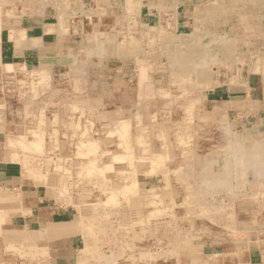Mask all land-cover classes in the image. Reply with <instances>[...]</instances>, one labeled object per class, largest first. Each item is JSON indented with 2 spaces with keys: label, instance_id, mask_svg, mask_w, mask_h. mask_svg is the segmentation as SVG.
I'll use <instances>...</instances> for the list:
<instances>
[{
  "label": "rangeland",
  "instance_id": "374dc122",
  "mask_svg": "<svg viewBox=\"0 0 264 264\" xmlns=\"http://www.w3.org/2000/svg\"><path fill=\"white\" fill-rule=\"evenodd\" d=\"M28 1L0 0V8L12 14L37 12L40 6ZM196 5L200 8L193 27L198 32L193 37L166 39L162 47L152 37L131 50L121 49L126 47L120 48L109 38H104V47L96 45L90 37L76 43L58 67L12 74L0 71V168L22 170V182L41 188L42 193L47 190L51 203L73 210L83 230L75 241L80 247L77 264H190L197 256L203 263L205 255L225 249L239 236L248 243L254 237L264 238V100L261 95L251 98L261 100V109L248 114L252 107L246 96L241 98L242 108L250 106L243 116L224 103L214 110L216 104L206 100L214 91L233 88L228 78L239 72L244 82L263 90L264 70L255 69L254 63L258 59L264 66V0H204ZM139 22L135 14L121 30H138ZM169 22L168 15L157 26L171 27ZM196 45L198 49L193 48ZM198 108L202 111L194 113ZM163 134L165 139L158 137ZM21 139L30 148L12 144ZM40 140L42 151L34 150L33 142ZM93 141L97 142L95 154H86ZM153 161L160 162V169L151 176ZM97 168L105 174L96 175ZM216 175L222 177L216 179ZM141 182L160 188L146 191ZM125 187L137 191L122 194ZM138 198L141 204L137 205ZM4 207L0 200V209ZM21 237L19 243H29V238L21 242ZM30 246L22 247L29 251ZM20 251L30 258L31 253ZM44 254L45 250H38L39 256Z\"/></svg>",
  "mask_w": 264,
  "mask_h": 264
},
{
  "label": "crops",
  "instance_id": "0c3cea01",
  "mask_svg": "<svg viewBox=\"0 0 264 264\" xmlns=\"http://www.w3.org/2000/svg\"><path fill=\"white\" fill-rule=\"evenodd\" d=\"M197 1L199 0H29L30 5L37 3L40 6L33 15L26 11L12 14L10 10L6 12L0 8V71L12 74L22 70L58 67L60 62H66L68 53L76 43H85L90 37L91 40L95 38L94 44L103 47L104 38L112 39L111 43L120 48L125 46L126 48H121L125 50H131L140 43L146 44L150 38L155 37L160 47L166 39L191 37L197 31L193 27L195 11L200 8L196 5ZM209 1L213 0H207ZM135 14L142 25L140 29L121 30L125 21L133 20ZM168 15V24L172 26L161 29L157 25L161 20H166ZM153 27L156 29L149 30ZM261 79L264 80L263 76ZM230 86L233 88H224L222 92L214 91L213 96L210 94L206 97L207 102L218 105L213 107L214 110L224 103L227 104V109L239 111V114H244L250 106L252 110L249 109V113H258L261 100L251 98L261 95L264 100V87L263 90H257L244 80ZM244 96L250 105L248 108H242L245 102L241 98ZM198 111L202 109L198 108L194 113L199 114ZM0 169V200L6 206L0 209L5 218L0 228V264H77L80 247L78 244L75 246V241L83 230L76 224L73 210L51 203L47 190L42 193L41 188L33 187L25 180L22 182V174L15 168ZM141 183L146 191L160 188L159 184L155 186L150 182L148 185ZM11 199L12 202L9 203ZM12 235L17 236L12 238ZM19 235L22 240L29 238V243H19ZM29 244V251L22 247ZM10 246H15V249ZM17 247L25 253H31L30 258H24ZM38 250L39 253L45 250V254L39 256ZM205 259L207 261L203 260L202 263L197 256L191 259L190 264H264V238L254 237L248 243L239 236L225 249L205 255Z\"/></svg>",
  "mask_w": 264,
  "mask_h": 264
},
{
  "label": "bare ground",
  "instance_id": "6f19581e",
  "mask_svg": "<svg viewBox=\"0 0 264 264\" xmlns=\"http://www.w3.org/2000/svg\"><path fill=\"white\" fill-rule=\"evenodd\" d=\"M34 1V0H33ZM134 1V0H133ZM200 1V0H199ZM207 1V0H206ZM43 2V1H42ZM45 2V1H44ZM144 2V1H143ZM204 2V1H203ZM39 3V2H38ZM80 3H81V1H80ZM230 3V2H229ZM241 2H239V4H240ZM262 3V2H261ZM14 4V3H13ZM35 4V3H34ZM207 4V3H206ZM237 4V3H236ZM26 5V4H25ZM141 5V4H140ZM18 6V5H17ZM80 6V5H79ZM204 6V5H203ZM208 6H209V4H208ZM27 7V6H26ZM149 7V6H148ZM236 7H237V5H236ZM79 8H81L82 9V7H79ZM109 8V7H108ZM127 8V7H126ZM235 8V7H234ZM17 9V8H16ZM41 9H43V8H41ZM139 9V8H138ZM35 10V9H34ZM210 10H211V8H210ZM239 10V9H238ZM42 11V10H41ZM26 13V12H25ZM68 14H70L69 12H67ZM260 13V12H259ZM258 13V14H259ZM250 14V13H249ZM248 14V15H249ZM30 15V14H29ZM33 15V14H32ZM42 15V14H41ZM257 15V14H256ZM90 16V15H89ZM219 17V16H218ZM207 21H208V19H206ZM205 20V21H206ZM204 21V20H203ZM228 22V21H227ZM246 22V21H245ZM262 22V21H261ZM176 23V22H175ZM206 23V22H205ZM144 24V23H143ZM159 24V23H158ZM241 24V23H240ZM139 25H140V23H139ZM226 25H227V23H226ZM150 26V25H149ZM91 28V27H90ZM146 28V27H145ZM140 29V28H139ZM148 29V28H147ZM263 29V28H262ZM93 30V29H92ZM100 30V29H99ZM245 30V29H244ZM96 31V30H95ZM94 31V32H95ZM208 31H210V30H208ZM229 31V30H228ZM231 31V30H230ZM143 32V31H142ZM165 32V31H164ZM198 32V31H197ZM225 32V31H224ZM241 32H242V30H241ZM30 33V32H29ZM35 33V32H34ZM100 33V32H99ZM103 33V32H102ZM111 33V32H110ZM208 33V32H207ZM225 33H227V32H225ZM35 35V34H34ZM141 35V34H140ZM209 35V34H208ZM101 36V35H100ZM180 36V35H179ZM184 36H185V34H184ZM189 36V35H188ZM206 36V35H205ZM205 36H203V37H205ZM32 37V36H31ZM144 37V36H143ZM193 37V36H192ZM217 37V36H216ZM218 37H221V36H218ZM234 37V36H233ZM236 37V36H235ZM245 37V36H244ZM207 38V37H206ZM223 38H224V36H223ZM97 39V38H96ZM139 40V39H138ZM156 40V39H155ZM187 40V39H186ZM222 40V39H221ZM182 41V40H181ZM200 42H201V40H199ZM262 41V40H261ZM22 42V41H21ZM134 42V41H133ZM137 42V41H136ZM11 43V42H10ZM129 43V42H128ZM151 43V42H150ZM225 43V42H224ZM242 43V42H241ZM191 44V43H190ZM202 44V43H201ZM204 44V43H203ZM172 45V44H171ZM264 45V44H263ZM92 46V45H91ZM156 46V45H155ZM209 46V45H208ZM214 46V45H213ZM220 46V45H219ZM251 46V45H250ZM7 47V46H6ZM92 48V47H91ZM165 48V47H164ZM189 48H192V47H189ZM193 48H197L198 49V45H196V46H194ZM221 48V47H220ZM224 48V47H223ZM196 49V50H197ZM200 49V48H199ZM202 49V48H201ZM230 49V48H229ZM206 50V49H205ZM210 50V49H209ZM253 50V49H252ZM180 51V50H179ZM178 51V52H179ZM241 51V50H240ZM166 52V51H165ZM251 52V51H250ZM40 53V52H39ZM220 53V52H219ZM247 53V52H246ZM211 54H213V53H211ZM248 54V53H247ZM84 55V54H83ZM194 55V54H193ZM198 55V54H197ZM207 55V54H206ZM233 55V54H232ZM236 55V54H235ZM239 55V54H238ZM258 55V54H257ZM231 56V55H230ZM243 56H244V54H243ZM172 57V56H171ZM261 57V56H260ZM80 58V57H79ZM82 58V57H81ZM174 58V57H173ZM180 58V57H179ZM239 58V57H238ZM242 58V57H241ZM76 59H78V58H76ZM194 59V58H193ZM203 59V58H202ZM212 59V58H211ZM220 59V58H219ZM249 59V58H248ZM257 59V58H256ZM188 60V59H187ZM191 60V59H190ZM261 60H263L264 61V58H261ZM88 61V60H87ZM209 61V60H208ZM211 61V60H210ZM213 61V60H212ZM85 62V61H84ZM176 62V61H175ZM206 62V61H205ZM213 62H215V59H214V61ZM212 62V63H213ZM245 62V61H244ZM23 63V62H22ZM82 63V62H81ZM173 63H174V61H173ZM211 63V64H212ZM2 64V63H1ZM77 64V63H76ZM85 64V63H84ZM171 64V63H170ZM190 64H192V63H190ZM190 64H189V67H191L190 66ZM237 64V63H236ZM254 64H256L257 66L255 67V69H257V68H261V69H263L264 70V66H262V64H260V62L258 63V59L257 60H255V63ZM73 66H74V63L72 64ZM187 65H188V63H187ZM209 65V64H208ZM245 65V64H244ZM249 65V64H248ZM80 66V65H79ZM85 66H87V64L85 65ZM90 66H91V63H90ZM174 66V65H173ZM181 66V65H180ZM234 66H236V65H234ZM39 67V66H38ZM83 67V66H82ZM92 67V66H91ZM189 67H188V71H189ZM202 67V66H201ZM68 68V67H67ZM73 68V67H72ZM92 69V68H91ZM163 69V68H162ZM184 69V68H183ZM206 69V68H205ZM86 70V69H85ZM84 70V71H85ZM168 70V69H167ZM202 70V69H201ZM248 70V69H247ZM72 71H75V70H72ZM79 71V70H78ZM84 71L81 73V71H80V73L82 74V75H86V74H83L84 73ZM205 71V70H204ZM181 72H182V70H181ZM59 73V72H58ZM74 73H76V71L74 72ZM160 73V72H159ZM187 73V72H186ZM193 72H191V74H192ZM71 74V73H70ZM77 74V73H76ZM191 74H190V76H191ZM249 74V73H248ZM248 74H247V76H248ZM72 75V74H71ZM261 75V74H260ZM51 76V75H50ZM61 76V75H60ZM181 76V75H180ZM189 76V77H190ZM206 76V75H205ZM237 76V77H236ZM236 76H231V77H229L228 79H230L231 80V82L232 83H234V84H236V83H238L239 81H241L242 80V73L240 74V72L239 73H237V75ZM262 76H264L263 74H262ZM76 77H77V75H76ZM176 77V76H175ZM192 77V76H191ZM192 78H194L195 79V77H192ZM206 78L208 79V76H206ZM205 78V79H206ZM72 79V78H71ZM74 79V78H73ZM78 79V78H77ZM80 79V78H79ZM83 79H85V76H84V78ZM83 81V80H82ZM208 81V80H207ZM224 81V80H223ZM222 81V82H223ZM225 82V81H224ZM221 83V82H220ZM83 85H81V87H82ZM78 88V87H77ZM86 88H87V86H86ZM77 90V89H76ZM84 91H85V89H84ZM158 100H160V99H158ZM193 102V101H192ZM172 105V104H171ZM165 107H166V105H165ZM164 107V108H165ZM180 107V106H179ZM163 108V107H162ZM182 109H183V107H182ZM261 109V108H260ZM132 111V110H131ZM245 111V110H244ZM165 112V111H164ZM182 112H183V110H182ZM241 112V111H240ZM89 113V112H88ZM128 113V112H127ZM177 113V112H176ZM175 113V114H176ZM221 113H223V112H221ZM245 113V112H244ZM45 114V113H44ZM77 114V113H76ZM136 114V113H135ZM248 114H249V112H248ZM133 115V114H132ZM223 115V114H222ZM242 115V114H241ZM43 116V115H42ZM179 116V115H178ZM181 116V115H180ZM243 116V115H242ZM251 116H253V115H251ZM124 117H126V116H124ZM134 117V116H133ZM173 117V116H172ZM177 117V116H176ZM175 117V118H176ZM183 117V116H182ZM213 117V116H212ZM238 118V117H237ZM253 118V117H252ZM126 119H128V118H126ZM135 119H137L136 117H135ZM139 119V118H138ZM137 119V120H138ZM244 119H245V117H244ZM125 120V119H124ZM119 121V120H118ZM134 121V120H133ZM206 122V121H205ZM247 122V121H246ZM46 123V122H45ZM85 123V122H84ZM212 123V122H211ZM215 123V122H214ZM222 123V122H221ZM144 124V123H143ZM178 124V123H177ZM194 124V123H193ZM213 124V123H212ZM223 124V123H222ZM228 124V123H227ZM254 124H257V122L255 123L254 122ZM140 125V124H139ZM208 125V124H207ZM215 125H216V123H215ZM33 126V125H32ZM77 126V125H76ZM79 126V125H78ZM77 126V127H78ZM141 126H142V124H141ZM145 126V125H144ZM219 126V125H218ZM228 127H229V125H227ZM232 126V125H231ZM242 126V125H241ZM255 126V125H254ZM45 127V126H44ZM43 127V128H44ZM64 127V126H63ZM147 127V126H146ZM162 127V126H161ZM161 127H159L160 128V130H161ZM194 127V126H193ZM216 127V126H215ZM233 127V126H232ZM231 127V128H232ZM189 128V127H188ZM221 128H222V126H221ZM125 129V128H124ZM179 129V128H178ZM182 129V128H181ZM219 129V128H218ZM44 130H45V128H44ZM145 130H146V128H145ZM149 130V129H148ZM164 130V129H163ZM85 131V130H84ZM178 131V130H177ZM226 130L224 129V132H225ZM229 131V130H228ZM77 132V131H76ZM143 131H141V132H139V133H142ZM146 132V131H145ZM88 133V132H87ZM230 133V132H229ZM231 133H233V132H231ZM148 134H149V132H148ZM156 135V134H155ZM248 135V134H247ZM20 136V135H19ZM74 136V135H73ZM172 136V135H171ZM156 137V136H155ZM155 137H154V139H155ZM158 137L159 138H164V137H166L165 136V134H163V135H158ZM177 137V136H176ZM179 137V136H178ZM181 137H183V136H181ZM193 137V136H192ZM241 137V136H240ZM257 137V136H256ZM261 137V136H260ZM10 138H11V136H10ZM236 138V137H235ZM237 138H239V137H237ZM262 138V137H261ZM76 139V138H75ZM158 139V138H157ZM165 139V138H164ZM175 139V138H174ZM240 139V138H239ZM252 139V138H251ZM138 140V139H137ZM141 140H142V138H141ZM182 140V139H181ZM193 140V139H192ZM241 140V139H240ZM249 140V139H248ZM260 140H263V139H260ZM85 141V140H84ZM120 141H121V139H120ZM155 141V140H154ZM157 141H159V140H157ZM166 141V140H165ZM169 141V140H168ZM9 142H11V141H9ZM83 142V141H82ZM94 142V141H93ZM117 142V141H116ZM161 142V141H160ZM190 142V141H189ZM253 142H256V141H253ZM85 143H86V141H85ZM97 143V142H96ZM96 143L94 142V143H88L89 145L87 146L86 144H85V146H87L88 148H86L84 151H86L87 153L86 154H89V153H91V152H93L94 151V154H95V149L97 150V145H96ZM129 143H131V142H129ZM180 143V142H179ZM183 143H184V141H183ZM7 144V143H6ZM12 144H14V145H16L17 147H21V148H23V149H28V148H30V143L29 142H27V141H25V139H21V140H18L17 141V143H12ZM45 144V143H44ZM137 144V143H136ZM155 144V143H154ZM177 143H175V145H176ZM246 144V143H245ZM244 144V145H245ZM249 144V143H248ZM252 144V143H251ZM251 144H249V145H251ZM262 144V143H261ZM3 145V144H2ZM189 145H190V143H189ZM35 146V147H34ZM132 146V145H131ZM139 146V145H138ZM166 146V145H165ZM247 146V145H246ZM262 146H263V144H262ZM261 146V147H262ZM16 147V148H17ZM33 147H34V150H37V151H40L43 147H42V142H41V140L40 141H37L35 144H34V142H33ZM161 147V146H160ZM162 147H163V145H162ZM5 148V147H4ZM115 148H117V147H115ZM128 148V147H127ZM165 148H167V147H165ZM175 148H177V147H175ZM188 148V147H187ZM236 148H238V146L236 145ZM240 148V147H239ZM254 148V147H253ZM8 149V148H7ZM9 149H11V148H9ZM119 149H124V148H119ZM161 149V148H160ZM162 149H164V148H162ZM168 149V148H167ZM177 149H180V147L179 148H177ZM258 149H259V146H258ZM261 149V148H260ZM33 150V151H34ZM189 150V149H188ZM7 151V150H6ZM10 151V150H9ZM42 151V150H41ZM116 151H118V150H116ZM152 151V150H151ZM228 151V150H227ZM255 151H257V150H255ZM83 152V151H82ZM109 153L111 152V151H108ZM141 152V151H140ZM214 153H215V151H213ZM251 151H249V153H250ZM259 152V151H258ZM105 153H106V151H105ZM114 153V152H113ZM116 153V152H115ZM132 153V152H131ZM183 153V152H182ZM210 153V152H209ZM208 153V154H209ZM245 153H247V152H245ZM249 153L247 154V155H249ZM252 153H254V151L252 152ZM256 153V152H255ZM260 153V152H259ZM258 153V154H259ZM120 154V153H119ZM135 154V153H134ZM141 154V153H140ZM151 154V153H150ZM154 154V153H153ZM157 154V153H156ZM159 154V153H158ZM161 154V153H160ZM159 154V155H160ZM193 154V153H192ZM213 153H211V155H212ZM236 154V153H235ZM235 154H234V156H235ZM251 154V153H250ZM257 154V153H256ZM34 155V154H33ZM106 155V154H105ZM114 155V154H113ZM163 155V154H162ZM229 155V154H228ZM230 155H232V153L230 154ZM244 154H242V156H243ZM261 155V154H260ZM264 155V154H263ZM262 155V156H263ZM151 156V155H150ZM157 155H155V157H156ZM185 156V155H184ZM202 156V155H201ZM213 156V155H212ZM80 157H82V156H80ZM103 157V156H102ZM108 157V156H107ZM137 157H139V156H137ZM159 157V156H158ZM171 157V156H170ZM179 157V156H178ZM216 157V155L214 154V158ZM228 157V156H227ZM229 157H231V156H229ZM237 157V156H236ZM244 157H246V156H244ZM243 157V158H244ZM256 157V156H255ZM84 158V157H83ZM109 158V157H108ZM145 158H147V156H145ZM206 158V157H205ZM210 159H212L211 157H209ZM233 158V157H232ZM257 158H259V157H257ZM34 159V158H33ZM87 159V158H86ZM134 159V158H133ZM140 159V158H139ZM204 159V158H203ZM207 159V158H206ZM219 159V158H218ZM218 159H216V160H218ZM245 159V158H244ZM81 160V159H80ZM85 160V159H84ZM92 160V159H91ZM145 160V159H144ZM233 160V159H232ZM247 160V159H246ZM47 161V160H46ZM136 161V160H135ZM157 161H158V159H157ZM157 161H153L152 163H153V167H152V169L153 170H151L150 172L148 171V174H150L151 176H153V175H155L156 173H158V171H159V169H160V166H159V163L157 162ZM203 161H205V160H203ZM207 161H208V159H207ZM206 161V162H207ZM216 161H214V163H215ZM260 162V161H259ZM258 162V164H260ZM20 163V162H19ZM106 163V162H105ZM110 163V162H109ZM115 163V162H114ZM117 163V162H116ZM135 163V162H134ZM137 163V162H136ZM167 163V162H166ZM200 163V162H199ZM233 163V162H232ZM235 163V162H234ZM255 163V162H254ZM103 164V163H102ZM145 164V163H144ZM202 164V163H201ZM203 164H205V163H203ZM206 164H208V163H206ZM217 164H218V161H217ZM236 164V163H235ZM235 164H233V165H235ZM244 164H245V162H244ZM250 164H252V163H250ZM263 164V163H262ZM79 165V164H78ZM94 165V164H93ZM138 165V164H137ZM141 165H143V163L141 164ZM150 165V164H149ZM227 165V164H226ZM261 165V164H260ZM81 166H83V165H81ZM84 166H85V164H84ZM107 166V165H106ZM246 166V165H245ZM262 166V165H261ZM261 166H259V167H261ZM49 167V166H48ZM79 167H80V165H79ZM86 167V166H85ZM85 167H83V168H85ZM143 167V166H142ZM141 167V168H142ZM202 167V166H201ZM234 167V166H233ZM257 167V166H256ZM35 168H38V167H35ZM131 168V167H130ZM169 168V167H168ZM42 169V168H41ZM90 169V168H89ZM92 169V168H91ZM134 169V168H133ZM138 169H140V167L138 168ZM249 169V168H248ZM262 169V168H261ZM25 170V169H24ZM70 170V169H69ZM80 170V169H79ZM121 170V169H120ZM124 170H125V168H124ZM135 170V169H134ZM191 170V169H190ZM216 170V169H215ZM57 171V170H56ZM67 171V170H66ZM117 171H119V169L117 170ZM144 171V170H143ZM223 171V170H222ZM226 171V170H225ZM257 171V170H256ZM111 172V171H110ZM127 172V171H126ZM139 172V171H138ZM207 172V171H206ZM61 173V172H60ZM87 173V172H86ZM91 173H93V172H91ZM96 175H99L100 177L101 176H103L104 174H105V170L103 171L102 169H100V168H97L96 169V171L94 172ZM222 173V172H221ZM225 173V172H224ZM229 173V172H228ZM234 173V172H233ZM240 173V172H239ZM21 174H22V176H24V172L21 170ZM26 174V173H25ZM28 174V173H27ZM115 174V173H114ZM133 174V173H132ZM143 174V173H142ZM232 174V173H231ZM61 175V174H60ZM87 175V174H86ZM112 175V174H111ZM120 175V174H119ZM136 175V174H135ZM205 175V174H204ZM240 175V174H239ZM25 176H27V175H25ZM33 176V175H32ZM35 176V175H34ZM37 176V175H36ZM40 176V175H39ZM46 176H47V174H46ZM129 176V175H128ZM211 176V175H210ZM218 175H216L215 176V178L217 177ZM262 176V175H261ZM27 177H29V176H27ZM110 177V176H109ZM214 177V176H213ZM219 177V176H218ZM222 177V176H221ZM221 177H219V178H221ZM225 177V176H224ZM81 178V177H80ZM211 178H212V176H211ZM214 178V179H215ZM252 178V177H251ZM217 179V178H216ZM224 179V178H223ZM44 180V179H43ZM212 180V179H211ZM264 180V179H263ZM71 181V180H70ZM230 181V180H229ZM244 181H246V180H244ZM72 182H73V180H72ZM190 182V181H189ZM246 182H248V181H246ZM252 182V181H251ZM170 183V182H169ZM200 183V182H199ZM213 183H214V181H213ZM212 183V184H213ZM245 183V182H244ZM258 183V182H257ZM70 184V183H69ZM68 184V185H69ZM71 184H74V183H71ZM76 184V183H75ZM208 184H209V181H208ZM216 184V183H215ZM214 184V185H215ZM232 184V183H231ZM234 184V183H233ZM67 185V186H68ZM78 185V184H77ZM86 185V184H85ZM99 185V184H98ZM102 185V184H101ZM174 185V184H173ZM225 185H226V183H225ZM84 186V185H83ZM77 187V186H76ZM94 187V186H93ZM100 187V186H99ZM108 187V186H107ZM201 187V186H200ZM81 188V187H80ZM233 188V187H232ZM74 189V188H73ZM103 189V188H102ZM111 189V188H110ZM138 189V188H137ZM159 189V188H158ZM157 189V190H158ZM213 189H215V188H213ZM226 188H224V190H225ZM17 190V189H16ZM89 190V189H88ZM91 190V189H90ZM134 190L135 191H137L136 189H132L131 187H125L122 191H121V193L123 194V193H125V195H127V194H131V193H133L134 192ZM141 190V189H140ZM151 190H155V189H151ZM175 190V189H174ZM202 190V189H201ZM216 190H218V188L216 189ZM236 190V189H235ZM250 190V189H249ZM116 191H118V190H116ZM115 191V192H116ZM167 191V190H166ZM165 191V192H166ZM211 191L212 190H210V193H211ZM231 191V190H230ZM24 192H25V190H24ZM23 192V193H24ZM48 192H51V191H48ZM93 192V191H92ZM92 192H91V194H92ZM114 192V191H113ZM215 192V191H214ZM213 192V194H215ZM219 192V191H218ZM235 192V191H234ZM237 192V191H236ZM239 192V191H238ZM245 192V191H244ZM249 192V191H248ZM247 192V193H248ZM53 193V192H52ZM175 193H177V192H175ZM220 193V192H219ZM230 193V192H229ZM51 194V193H50ZM98 194V193H97ZM118 194V193H117ZM117 194L116 195H114L113 196V198L115 199V198H117L116 196H117ZM95 195V194H94ZM99 195V194H98ZM180 195V194H179ZM216 195V194H215ZM240 195V194H239ZM241 195H242V193H241ZM22 196H24V195H22ZM123 196V195H122ZM178 196V195H177ZM210 196H212V195H210ZM209 196V197H210ZM112 197V196H111ZM192 198H193V196H191ZM112 198V199H113ZM132 198H133V196H132ZM137 198V197H136ZM213 198L215 199V197L213 196ZM224 198V197H223ZM13 199V198H12ZM95 199H96V197H95ZM180 199V198H179ZM219 199V198H218ZM129 201V200H128ZM133 201V200H132ZM137 205L138 204H141V200L138 198V199H136L135 201H134ZM133 202V203H134ZM213 202V201H212ZM84 203H85V201H84ZM83 203V204H84ZM117 203V202H116ZM127 203V202H126ZM215 203V202H214ZM225 203V202H224ZM121 205V204H120ZM180 205V204H179ZM200 205V204H199ZM219 205V204H218ZM221 205V204H220ZM233 205V204H232ZM88 206V205H87ZM91 206H94V205H91ZM180 206H182V205H180ZM160 207H162V206H160ZM100 208V207H99ZM126 208H128V207H126ZM150 208V207H149ZM198 208V207H197ZM205 208V207H204ZM215 208V207H214ZM220 208V207H219ZM170 209H172V208H170ZM233 209H234V206H233ZM124 211H125V209H123ZM122 210V211H123ZM217 210V209H216ZM83 211H84V208H83ZM121 211V210H120ZM160 212V211H159ZM29 213V212H28ZM100 213V212H99ZM103 213H104V211H103ZM129 213V212H128ZM127 213V214H128ZM41 214V213H40ZM105 214V213H104ZM235 214V213H234ZM246 214V213H245ZM39 215V214H38ZM87 215H89L88 214V212H87ZM103 215V214H102ZM95 216V215H94ZM105 216V215H104ZM128 216V215H127ZM202 216V215H201ZM205 217L207 216V215H204ZM86 217V216H85ZM89 217V216H88ZM87 217V218H88ZM155 217V216H154ZM191 217V216H190ZM200 216H198V218H199ZM4 217H3V215L2 216H0V223L2 222V220L1 219H3ZM94 218H96V216L95 217H93L92 219H94ZM193 218H194V216H193ZM197 218V217H196ZM82 219H83V217H82ZM86 219V218H85ZM145 219V218H144ZM186 219V218H185ZM208 219V218H207ZM215 219V218H214ZM87 220V219H86ZM85 220V221H86ZM90 220H91V218H90ZM122 220V219H121ZM193 220V219H192ZM223 220V219H222ZM256 220V219H255ZM261 220V219H260ZM264 220V219H263ZM80 221H82L81 219H80ZM98 222V221H97ZM122 222V221H121ZM128 222V221H127ZM193 222V221H192ZM229 222V221H228ZM231 222V221H230ZM99 223V222H98ZM155 223V222H154ZM235 223V222H234ZM252 223V222H251ZM92 223H90V225H91ZM150 224V223H149ZM153 224V223H152ZM264 224V223H263ZM89 225V224H88ZM98 225H100V223L98 224ZM104 225V224H103ZM133 225V224H132ZM137 225V224H136ZM139 225V224H138ZM172 225V224H171ZM193 225V224H192ZM254 225V224H253ZM125 226V225H124ZM154 224H153V228H154ZM258 226V225H257ZM120 227V226H119ZM263 227V226H262ZM141 228V227H140ZM77 230V229H76ZM95 230V229H94ZM150 230V229H149ZM172 230V229H171ZM169 231V230H168ZM197 231V230H196ZM263 231V230H262ZM92 232V231H91ZM95 232V231H94ZM198 232V231H197ZM83 233V232H82ZM154 233H155V230H154ZM167 233V232H166ZM259 233H260V231H259ZM262 233V232H261ZM91 234V233H90ZM93 234V233H92ZM151 234H152V232H151ZM168 234V233H167ZM199 234V233H198ZM198 236V235H197ZM83 242V241H82ZM172 243V242H171ZM174 243H176V242H174ZM132 246V245H131ZM141 246V245H140ZM120 247V246H119ZM189 250H193L194 251V249H189ZM187 252V251H186ZM188 253V252H187ZM191 254V253H190ZM136 255V254H135ZM137 256V255H136ZM183 256V255H182ZM135 257V256H134ZM139 258V257H138ZM138 258H137V260H138ZM182 259V258H181ZM114 260H116V259H114ZM134 260H136V258L134 259ZM181 262V261H180Z\"/></svg>",
  "mask_w": 264,
  "mask_h": 264
}]
</instances>
